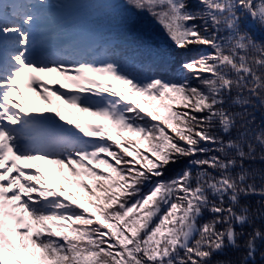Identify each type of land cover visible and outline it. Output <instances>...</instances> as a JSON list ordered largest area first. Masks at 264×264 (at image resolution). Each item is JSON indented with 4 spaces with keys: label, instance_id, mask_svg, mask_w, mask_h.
<instances>
[{
    "label": "snow or ice",
    "instance_id": "snow-or-ice-1",
    "mask_svg": "<svg viewBox=\"0 0 264 264\" xmlns=\"http://www.w3.org/2000/svg\"><path fill=\"white\" fill-rule=\"evenodd\" d=\"M0 264H264V0H0Z\"/></svg>",
    "mask_w": 264,
    "mask_h": 264
},
{
    "label": "trees",
    "instance_id": "trees-1",
    "mask_svg": "<svg viewBox=\"0 0 264 264\" xmlns=\"http://www.w3.org/2000/svg\"><path fill=\"white\" fill-rule=\"evenodd\" d=\"M101 3H117V4H123L124 0H99ZM69 10L65 11L63 13L64 16H67L71 13H77L79 11L80 13L86 12L85 9L81 8L77 10L76 8L72 7L71 5L68 6ZM94 23H93V29H97V31H94L97 35L104 37V38H111L112 42H118L119 37L122 35L123 32V17L119 11V9H100L96 10L94 13ZM72 29L79 32L81 29L79 26H72ZM62 101H60L59 105H62ZM66 109L67 105H64ZM89 122H97L99 121V118L94 117H86L85 118Z\"/></svg>",
    "mask_w": 264,
    "mask_h": 264
},
{
    "label": "rangeland",
    "instance_id": "rangeland-1",
    "mask_svg": "<svg viewBox=\"0 0 264 264\" xmlns=\"http://www.w3.org/2000/svg\"><path fill=\"white\" fill-rule=\"evenodd\" d=\"M65 10H68V7H66ZM72 15H75V13H71V14L65 16V17H69L70 18V17H72ZM76 32L77 31L74 30V29H72V27L68 29V35L69 36L76 34ZM54 75H56V74H54ZM26 93L30 97V101L32 102V106H34V107L45 108V107H54V106H56L55 105V100H56L55 97H52V104L50 105L46 101L41 100L39 97H37L35 93H30V92H26ZM68 108L72 111V112H70L71 114L73 112L79 113V110L78 109L72 110V107L71 106H68ZM81 115L84 116V114H81Z\"/></svg>",
    "mask_w": 264,
    "mask_h": 264
}]
</instances>
